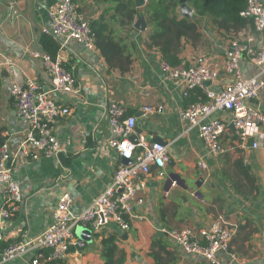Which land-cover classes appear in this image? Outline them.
Listing matches in <instances>:
<instances>
[{
	"label": "crops",
	"instance_id": "obj_1",
	"mask_svg": "<svg viewBox=\"0 0 264 264\" xmlns=\"http://www.w3.org/2000/svg\"><path fill=\"white\" fill-rule=\"evenodd\" d=\"M58 1L0 0V52L12 59L22 79H34L43 89L49 86L50 80L41 59L33 54L47 52L43 39L48 35L41 32V26L49 24L48 10ZM76 1L89 6V18L88 13L84 15L88 22L99 18L106 7L100 0ZM262 2L264 4V0ZM10 6L18 10L16 16H10ZM135 7L137 13L131 25L105 33L124 44V54L129 60L124 69L110 65L96 42L95 49L89 50L74 40L63 42L61 38H54L58 44L55 55L61 59L62 66L73 73L79 91L53 94L56 101L70 109V113L58 118L54 125V134L61 144L58 154L41 156L33 162L16 160L12 179L20 186L22 199L13 215L1 222L2 243L22 241L41 233L51 224L53 210L64 194L71 196L70 211L77 215L112 182L121 159L107 145L111 131L105 117V104L115 99L127 114L134 115L136 138L144 135L148 141L159 138L167 144L169 158L164 174L178 173L188 188L173 183L165 190L164 176L153 169L142 193L144 202L134 207L135 215L128 219V229L110 222L100 232H90V240L83 248H71L63 260L49 264H106L110 245L114 264H207L200 256L182 252L161 228L197 230L216 216L234 229L230 249L236 258L230 259L224 253H218V257L231 260L233 264H264V147L254 149L248 141L241 146L231 125L230 113L216 111L213 116L229 122L221 140L230 150L224 154L225 149L218 156L208 153L197 128L178 115L180 109L191 103L193 94L184 97L183 87L177 80L162 77L159 50L148 42L149 25L144 30L133 26L138 14L143 12L140 6ZM113 12L110 10L103 16L109 26ZM190 19L196 22L198 35L181 40L178 57L187 53L206 55L213 65L221 68L225 46L231 37H252L256 47L264 48V30L256 31L250 19L228 29L216 27L209 18L194 13ZM240 70L243 76L257 72L256 66L246 59L240 61ZM8 74L7 68L0 65V132H9L13 149L21 136L23 123L15 115ZM227 80L221 72L219 79L209 87L217 90ZM255 103L264 110V88ZM144 106L161 108L146 112ZM199 158L207 162L206 170L197 168ZM237 164L255 178L258 195L255 190L233 186L236 178L247 184L245 176L237 171ZM200 177L205 189L201 196H196L194 182ZM4 198L0 185V208ZM33 255L34 251H29L1 264H27Z\"/></svg>",
	"mask_w": 264,
	"mask_h": 264
},
{
	"label": "built area",
	"instance_id": "obj_2",
	"mask_svg": "<svg viewBox=\"0 0 264 264\" xmlns=\"http://www.w3.org/2000/svg\"><path fill=\"white\" fill-rule=\"evenodd\" d=\"M17 14L18 10L10 6V16ZM239 15L250 19L256 31L264 30L262 0H245ZM48 17L49 24L41 26L43 34L61 38L63 42L74 40L89 50L95 49V33L73 0H59L48 10ZM33 56L41 59L48 74L50 84L45 89L34 79H22L12 59L0 52V65L5 66L9 73L15 115L23 123L21 136L13 149L9 143V132H0V185L5 196L0 208V226L2 221L13 215L22 199L20 186L12 179L16 160L33 162L41 156L57 155L61 149L54 134V125L58 118L67 116L70 109L56 101L53 94L79 91L73 73L62 66L58 56L48 52H35ZM242 59L256 66L254 75H242ZM159 67L164 79L177 80L182 85L184 97L197 88L204 93L205 99L189 103L178 111V115L197 128L210 155L218 156L225 151L221 136L229 128L228 121L213 116L216 111L230 113L231 125L241 146L252 138V148L264 147V110L255 103L264 88V48L256 47L252 37L228 39L221 68L213 65L206 55L189 53L180 56L175 64L169 63L160 53ZM221 72L228 80L219 89L205 85L207 81L216 82ZM160 108L144 106L143 110L152 112ZM105 117L111 131L107 145L121 159L112 182L77 215L70 211L71 196H61L53 210L51 224L34 237L2 243L0 232V264L29 251H34V255L27 264L61 261L71 248L81 249L86 245V241L76 235L79 227L100 232L108 223L115 222L124 230L129 228L128 219L135 215L134 207L144 202L142 193L152 170L156 169L159 176L164 175L163 169L169 158L168 146L148 141L144 135H139L133 142L130 136L134 133L135 117L127 114L115 99L107 100ZM124 159H131V163L125 164ZM196 165L202 171L208 168L203 158L196 160ZM161 232L167 234L182 252L200 256L207 264H233L231 260L219 258L218 253H224L230 259L236 258L230 249L234 229L218 216L197 230L184 227L167 231L161 228Z\"/></svg>",
	"mask_w": 264,
	"mask_h": 264
},
{
	"label": "trees",
	"instance_id": "obj_3",
	"mask_svg": "<svg viewBox=\"0 0 264 264\" xmlns=\"http://www.w3.org/2000/svg\"><path fill=\"white\" fill-rule=\"evenodd\" d=\"M75 2V0H73ZM144 12L146 23L149 25L148 42L158 48L162 57L171 64L179 60L181 40L198 35L196 22L190 18L183 17L180 12L179 0H145ZM106 7L99 18L89 22L91 30L95 33V42L108 63L124 69L128 64V55L124 54V44L115 40L113 36L105 34L107 30H113L104 20L106 12L113 10L110 20L113 19L120 26L131 25L137 13L133 0H100ZM186 3L193 9L194 14L209 18L213 25L219 28H232L244 23L243 17L239 15L240 10L245 6V0H186ZM43 44L46 51L55 56L58 44L52 36H45ZM190 101L205 99L201 90L197 89L190 93ZM237 171L243 174L247 184L240 183L241 180H233L236 189L256 191L259 194V187L253 177L247 175V171L237 164ZM247 176H246V175ZM236 181V182H235ZM264 203V198L262 199Z\"/></svg>",
	"mask_w": 264,
	"mask_h": 264
},
{
	"label": "water",
	"instance_id": "obj_4",
	"mask_svg": "<svg viewBox=\"0 0 264 264\" xmlns=\"http://www.w3.org/2000/svg\"><path fill=\"white\" fill-rule=\"evenodd\" d=\"M145 2H146L145 0H134V4L137 7L144 5ZM179 3H180L179 8H180V12H181L182 16L186 17V18H191L194 12H193V9L186 3V0H179ZM133 26L138 30H144L147 27L145 17L142 13L138 14L137 19L135 20ZM205 85L206 86L210 85V81L205 82ZM130 139L133 142H136V135L131 134ZM252 141H253L252 138L248 139V142L250 145H252ZM154 142L164 143L159 138L154 139ZM123 162L125 164H130L131 159H124ZM163 176H164L163 188L165 190H169V188L171 187V185L173 183L181 186L183 189L188 188V185L185 184L184 179L181 178V176L176 172L168 171ZM202 184H203V179L201 177L198 178L194 182V186L196 188V190L194 191V195H196V196L202 195V190L205 189V187ZM78 236L85 241H89L90 240V237H89L90 236V230H88L86 228H81L78 230Z\"/></svg>",
	"mask_w": 264,
	"mask_h": 264
},
{
	"label": "rangeland",
	"instance_id": "obj_5",
	"mask_svg": "<svg viewBox=\"0 0 264 264\" xmlns=\"http://www.w3.org/2000/svg\"><path fill=\"white\" fill-rule=\"evenodd\" d=\"M79 2H80V1H76V0H75V4H76L78 10H79L80 12H82V14H84V15H85L86 13H88V15H87V14H86V15H87L88 18H89V12H87L88 9H89V8H88L89 6H87L86 4H83V3H81V2H80V4H79ZM144 6H145V5H142V6H140V7L142 8V11H143L142 14H143L144 17H145L146 14H145V12H144ZM92 9H93V8H92ZM109 23H110V26L112 27L113 30H121V28H122V27H120L119 23L116 22V21L113 20V19H112V20H109ZM189 39H194V38L190 37ZM225 149H226V152H225L224 154H227V152H229V150H230V149H229V146H228L227 143H225ZM216 217H217V216H216ZM216 217H215V218H216ZM213 219H214V218H213ZM81 228H82V227L77 228V230H76V235H77V236H78V230L81 229ZM178 228H180V227H178ZM178 228H167V227H165V228H163V229H165V230H167V231H170V230L178 229ZM180 229H181V228H180ZM78 237H79V236H78ZM107 251H108L109 254L105 256V262H106V264H111V263L114 264V255L111 253V245L109 246V248H108ZM111 255H112V259H111ZM109 256H110V259H111V260H109Z\"/></svg>",
	"mask_w": 264,
	"mask_h": 264
}]
</instances>
